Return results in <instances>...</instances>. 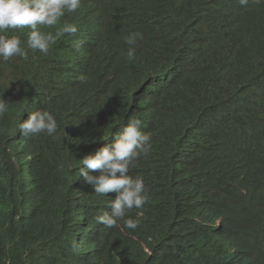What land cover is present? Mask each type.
I'll use <instances>...</instances> for the list:
<instances>
[{
    "label": "trees",
    "instance_id": "16d2710c",
    "mask_svg": "<svg viewBox=\"0 0 264 264\" xmlns=\"http://www.w3.org/2000/svg\"><path fill=\"white\" fill-rule=\"evenodd\" d=\"M119 1L106 5L107 11L113 7H129L114 22L93 17L86 24L82 53L67 55L50 49L44 55L38 50H28L26 59L13 57L15 65L29 62L23 68L25 72L30 68L45 78L40 81L42 83H37L35 92L27 95L31 89H13L5 81V76L0 75V98L11 102L7 122L0 132V264H151L152 261L153 264H179L178 249L188 240L183 221L190 210L201 208L212 213L224 209L223 206L230 208L231 191H236L237 200L245 201L252 183L251 190L261 191L264 199V117L258 111V98L250 99L251 103L239 95V91L245 92L255 86L263 89L264 0H248L243 5L240 0H209L224 8L236 3L239 11L235 15L236 27L228 30L230 32L212 35L204 31L203 47L197 41L191 43L186 31L184 34L177 32L181 30L179 21L185 22L180 16L196 0H122L117 4ZM86 12L95 14L94 9ZM78 20L76 12L66 14L56 26L41 30L55 34L64 23L76 24ZM29 31L23 28L9 30L6 34L19 35L27 41ZM133 31L142 33L147 46L155 40L151 48H147L154 51L138 49L135 57L129 59L126 55L129 46L126 43L121 45L119 39ZM64 40L66 34L51 47L57 48ZM180 45H186L193 58L184 61L187 64L185 74L174 80L168 72L171 71L170 64L179 57ZM203 53L206 57H201ZM139 71L150 76L138 75ZM81 76L86 77L85 82L81 81ZM224 77L229 83L224 85L226 92L231 93L238 104L231 101L233 111L221 129L210 128L191 118L201 112L198 109L190 112L188 106L186 112L153 109L151 104L142 101L143 94L149 96V92L134 90L131 85L144 82L155 94L172 89L189 100L190 91L194 94L203 92L202 83L207 79ZM25 82L22 81L23 87ZM117 82L118 85L128 83L133 106L146 110H142L145 115L142 111L129 112L124 124L129 119L139 118L142 130L152 137L149 154L141 156L129 170V174L143 177L149 193L143 208L132 209L125 217L136 218L140 213L137 231L126 228L123 219L113 228L97 221L99 216L110 212L109 202L116 193L98 195L92 185L84 182L78 169L82 158L89 154L85 150L81 158L69 160L63 172L57 171L49 159L33 158L23 185L18 178V169L13 173L8 167L12 127L14 129L17 125L19 131V111L23 107L26 111L40 108L53 113L58 130L61 127L63 131L67 130L72 135L70 141L75 143L76 129L82 125V116L93 102L90 91L105 89L106 97L101 100L106 109L108 87L117 85ZM65 86L68 87L67 98L57 93ZM205 122L207 124V119ZM97 124L103 128L104 124ZM112 128L109 123L108 131L112 130L113 134L120 131ZM13 133L16 137L21 132ZM213 137L216 147L210 148ZM26 138L40 146V140L48 135L42 133ZM186 142H199L203 156L209 155L223 166L210 188L198 196L186 195V185L176 182L177 178L168 179L164 175L178 167L172 162L175 156L183 155ZM33 154H38V150ZM24 161L28 164L26 159ZM89 171L92 175L100 174L99 171ZM193 215L198 217L199 212ZM240 219H246L244 210ZM85 227H88L86 231ZM221 231L233 240L238 251L253 246L252 237L238 226L224 225Z\"/></svg>",
    "mask_w": 264,
    "mask_h": 264
},
{
    "label": "clouds",
    "instance_id": "9594fccd",
    "mask_svg": "<svg viewBox=\"0 0 264 264\" xmlns=\"http://www.w3.org/2000/svg\"><path fill=\"white\" fill-rule=\"evenodd\" d=\"M115 1L0 0V75L5 76V81L13 89L20 88V91L31 89L27 95L35 92L37 83L45 78L30 68L25 72L23 68L29 62H18V65H15L12 63L13 57L19 56L26 59L28 50H38L40 54L44 55H47L50 49L59 50L61 53L65 52L67 55L82 53L85 44V27L91 18L102 17L112 23L129 9V7L124 9L121 6L119 8L112 6L113 8L107 11L106 5ZM240 3L247 4L248 0H240ZM93 9L95 11L93 15L86 12V10L92 11ZM238 11L236 3L229 8H224L213 5L209 0H196L191 8L180 16L186 23L179 21L181 30H177V32L184 34L186 31V36L191 43L197 41L203 47V32L206 31L212 35L221 34L224 31L230 32L228 30L236 27L235 15ZM74 12L79 15L76 24L66 22L55 34L41 30L56 26L66 14ZM23 28L30 30L27 41L22 36L6 34L9 30ZM64 34H66V40L59 42L57 48H52L51 46L56 40ZM142 39V33L139 31L121 35L119 42L121 45L126 43L129 46L126 53L129 59L135 57L138 49H143V52L154 51L147 48H151L155 40L147 46V42ZM26 46L27 49H25ZM177 55L179 57L170 64L171 71L168 72V76L174 80L177 76L185 74L187 64L184 61L189 62V59L193 58L190 57L186 45H180ZM201 57H206V54L203 53ZM137 74L150 76L148 73L144 74L140 71ZM16 79L18 81H15ZM80 79L82 82L86 81L84 76H81ZM22 81H26L24 87ZM225 84H229L226 77L207 79L202 83L203 92L194 94L193 91H190L191 99L186 100L183 94L174 92L172 89L155 94L144 82L131 83L134 90L140 89L143 93L149 92V96L143 94L142 101L145 104H151L153 109L162 108L170 113L177 110L186 112L187 106L190 112L198 109L201 113L191 118L214 129H221L224 123L229 121L233 111L232 102L238 104L232 98L233 95L226 92ZM262 84L263 89L260 86H255L245 92L239 91V95L250 102V99L257 100L258 98L260 102L258 111L264 117V82ZM127 85L128 83L118 85L117 82V85L113 84V87H108L109 97L106 109L101 100L106 97L105 89L90 91L93 102L85 110L86 121L82 116L84 119L82 125L76 129L75 143L70 141L72 135L67 130L63 131V127L58 130V122L53 113L40 108L26 111L27 109L23 107L19 111V131L17 125L14 126V129L12 127V140L8 145L9 156L7 157L9 169L13 173L18 169V178L23 185V179L30 173V166L35 159H49L57 171L63 172L69 160L77 159L78 156L81 158L84 150L89 152L82 158L78 169L79 175L83 177L85 183L93 186L94 192L98 195H105L109 192L116 193L115 198L109 202L110 212L99 216L97 221L108 228H113L117 227L118 221L123 219L126 228L137 231L140 224V213H137L136 218L125 219V217L132 209H142L149 199V193L143 177L131 175L129 170L134 167L136 160L149 154L152 137L150 133L142 130V121L139 118L129 119L126 125L124 124L130 116L129 112L131 114L144 110L133 106L132 94ZM67 89L68 87L65 86V88H60L57 93L67 98L69 96L66 93ZM228 90L232 91L230 85ZM154 99L156 104L152 102ZM191 100H193L192 103ZM10 104L11 102L0 98V132L7 122ZM144 111H142L143 115H145ZM97 122L104 124L103 128H106V131L101 130L102 127ZM109 123L120 131L115 134L112 133V130L108 131ZM13 131L21 132V135L14 137ZM42 133L47 134L48 138L40 140L42 143L40 146L26 138ZM211 140L213 144L209 147H216L215 138L213 137ZM18 147L21 150H18ZM183 149V155L175 156L172 162L178 167L164 175L168 179L170 177L177 178L176 182L186 185L188 188L186 195L198 196L210 188V184L223 171V166L209 155L203 156L199 142L197 144L186 142L183 144ZM34 150H38V154H33ZM33 158L35 159L33 160ZM245 158H248V155ZM25 159L28 164L24 161ZM89 170L99 171L100 174L92 175ZM231 185L232 183L229 184L228 189ZM251 187L245 201L237 200L235 198L236 191L232 190L231 195L233 196H229L230 208L223 206L224 209L212 213H207L201 208L189 211L183 221V227L186 225L184 229L188 240L178 249L179 264H264V199L261 191H252ZM243 210L246 219L241 221L240 214ZM197 211L199 212L198 217L193 215V213L197 214ZM224 225L238 226L241 231L252 237L253 246L246 251H238L233 240L225 237L221 231V227ZM86 228L88 227H85V231ZM139 260L143 261V258L139 256ZM153 263L154 261L151 264Z\"/></svg>",
    "mask_w": 264,
    "mask_h": 264
}]
</instances>
